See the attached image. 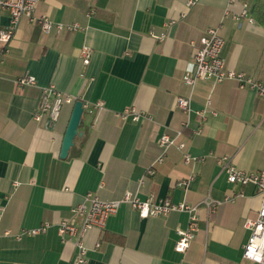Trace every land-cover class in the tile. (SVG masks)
Masks as SVG:
<instances>
[{"label": "crops", "instance_id": "1", "mask_svg": "<svg viewBox=\"0 0 264 264\" xmlns=\"http://www.w3.org/2000/svg\"><path fill=\"white\" fill-rule=\"evenodd\" d=\"M188 1L41 0L21 18L0 62V264H74L76 238L63 241L60 222L80 224L72 209L89 205V192L109 201L127 191L197 205L195 239L186 252L175 249L187 212L144 218L123 203L103 229L84 234L90 264H255L243 257L251 235L245 223L257 218L262 198L253 184L231 183L218 160L264 169V97L236 80L202 79L192 90L183 76L194 63L191 42L222 21L227 66L264 82V0ZM42 16L79 28L46 33ZM9 22L0 10V31ZM24 75L36 84H18ZM47 86L92 109L65 158L75 102L63 104L57 121H36ZM189 95L186 115L177 98ZM132 109L140 119L122 116ZM178 131L185 148L163 154L160 136ZM46 222L45 232L25 233Z\"/></svg>", "mask_w": 264, "mask_h": 264}, {"label": "built area", "instance_id": "2", "mask_svg": "<svg viewBox=\"0 0 264 264\" xmlns=\"http://www.w3.org/2000/svg\"><path fill=\"white\" fill-rule=\"evenodd\" d=\"M40 1L41 0H0V10H6L10 14L9 24L0 31V62L2 61V56L8 51V44L15 33L19 21L24 16L32 17L36 5ZM197 1L198 0H189L188 5H194ZM246 13L247 9L245 8L241 15H245ZM227 15L228 11H225L224 16L226 17ZM234 18L238 20L239 16L234 15ZM37 20L46 33L51 32L53 29L73 31L79 28L78 24L54 23L47 16H42ZM221 26L222 21L218 26L208 28L200 37L199 41L191 42V45L195 48L194 63L184 74L183 81L193 90L196 83L202 79H211L215 82L236 80L240 87L252 88L260 96L264 97V82L256 81L246 76L245 73L236 71L227 66L226 60L222 56L224 39L220 34ZM153 36L158 39H163L165 34H153ZM82 56L83 63L85 65L89 64L91 58L90 51L85 49ZM17 83L20 85H34L36 84V78L32 75H24L17 79ZM75 101L76 99L73 96L62 93L54 86L43 87L40 105L34 114V119L36 121H41L45 116H48L53 121H57L60 117L63 104L73 103ZM191 102V95L177 98V106L186 115L190 113ZM86 109L92 111L88 103H84V110ZM128 114H132L135 120L141 117V114L133 109L126 111L122 116L126 117ZM181 134L182 131H178L174 137L166 133L160 136L159 145L163 149V154L173 145H176L180 149L185 148V142H178V137ZM162 160L163 155L157 159V162H161ZM185 160L187 162L191 161L189 153H185ZM218 163L228 172V179L231 183H239L241 185L253 184L257 194L262 198L257 218L248 219L245 223L246 227L251 230V235L244 246L243 257L255 264H264V169L255 172H247L234 166L227 157L219 159ZM140 183L142 184L143 181L141 180ZM185 183L186 181H182L180 184L182 185ZM86 199L89 201V205L82 203L76 205L72 209L74 216L81 217L80 224L78 225L68 219H64L60 222L58 228L63 241L76 238L78 252L74 259V264H90L87 257V247L83 240L84 234L93 228L103 229L106 226L109 216L116 213L123 203H129L144 218L167 215L173 211L187 212L189 214L187 227L185 229H178L179 237L175 244V249L178 252H186L191 242L196 237L199 219V208L197 205H190L185 202L174 203L170 198L155 199L153 196L143 200L137 193L132 191H127L120 199L109 201L101 199L97 193L89 192L86 195ZM206 205L209 210L213 208V204L210 201H206ZM48 225L49 224L46 222L40 227L26 230L25 233L28 235L43 233L47 230Z\"/></svg>", "mask_w": 264, "mask_h": 264}, {"label": "water", "instance_id": "3", "mask_svg": "<svg viewBox=\"0 0 264 264\" xmlns=\"http://www.w3.org/2000/svg\"><path fill=\"white\" fill-rule=\"evenodd\" d=\"M84 102L78 99L74 103L73 112L63 139L61 157H67L70 149L75 145V138L82 135L79 131L80 123L84 115Z\"/></svg>", "mask_w": 264, "mask_h": 264}, {"label": "trees", "instance_id": "4", "mask_svg": "<svg viewBox=\"0 0 264 264\" xmlns=\"http://www.w3.org/2000/svg\"><path fill=\"white\" fill-rule=\"evenodd\" d=\"M82 124V121H81V123H80V125Z\"/></svg>", "mask_w": 264, "mask_h": 264}]
</instances>
